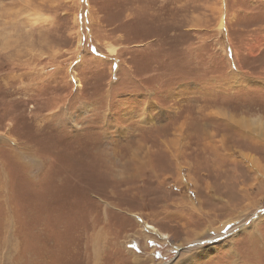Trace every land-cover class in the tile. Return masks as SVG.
<instances>
[{
  "label": "rangeland",
  "instance_id": "obj_1",
  "mask_svg": "<svg viewBox=\"0 0 264 264\" xmlns=\"http://www.w3.org/2000/svg\"><path fill=\"white\" fill-rule=\"evenodd\" d=\"M254 166L264 170V0H0V264H131L130 251L146 264H264ZM254 180L262 190L241 205L259 204L225 231L233 243L186 260L195 232L178 225L219 226L229 211L214 207ZM196 183L208 216L195 227L175 203ZM148 227L179 248L145 243Z\"/></svg>",
  "mask_w": 264,
  "mask_h": 264
},
{
  "label": "bare ground",
  "instance_id": "obj_2",
  "mask_svg": "<svg viewBox=\"0 0 264 264\" xmlns=\"http://www.w3.org/2000/svg\"><path fill=\"white\" fill-rule=\"evenodd\" d=\"M110 52L112 53L113 52V50H110ZM254 120V119H253ZM259 121L258 120H255V121H251L250 123H251V126L249 125V128L247 127V128H245L246 126H243V123H242V128L244 129L245 128V130L246 129H249L250 131H253V132H256L257 133V137H258V134L259 133H261L262 134V130H261V127L257 124ZM201 123V122H200ZM249 123V122H248ZM189 124V123H188ZM193 124V123H192ZM192 124H191V126H192ZM188 127V126H187ZM199 127V126H198ZM200 129V128H199ZM198 129V130H199ZM206 129H207V127H206ZM193 130H195V129H193ZM197 130V129H196ZM180 137V136H179ZM178 138V137H177ZM165 140V139H164ZM168 140V139H167ZM166 140V141H167ZM177 140V139H176ZM176 140H175V142H176ZM253 140V139H252ZM171 141V140H170ZM169 142V141H168ZM174 142V143H175ZM253 142H255V141H253ZM171 144V143H170ZM171 146H173V144L171 145ZM144 148H146V147H144ZM159 148V147H158ZM179 148V147H178ZM142 149V148H141ZM147 149V148H146ZM160 149V148H159ZM169 149V148H168ZM171 149V148H170ZM167 150V149H166ZM248 150H250V149H248ZM170 151V150H169ZM214 153H212L211 154V156L213 155V156H216V157H218V160L219 161H221L222 163H224L225 161H227L229 158H230V156L227 154V153H224V152H217V151H214V150H212ZM172 152H175V153H172ZM179 152L181 153V151L180 150H173V151H171V152H169L168 154L170 155V157L175 161L176 159H177V157H178V154H179ZM150 154H152L151 152H149ZM149 153H147V154H149ZM146 154V155H147ZM154 154V153H153ZM169 155H168V157H169ZM180 155V154H179ZM182 156H183V154H182ZM185 156V155H184ZM238 156H240V155H238ZM243 158V157H242ZM242 158H241V160H242ZM252 158V157H251ZM180 159V158H179ZM213 160H214V158H212ZM234 159V158H233ZM245 161H247V160H251L252 161V159H248V157H245V158H243ZM261 159V158H260ZM178 160V159H177ZM240 160V159H239ZM262 160V159H261ZM180 161V160H179ZM184 161V160H183ZM244 161V162H245ZM144 163H146V161L144 160L143 161ZM182 162V161H181ZM240 162V161H239ZM242 162V161H241ZM175 163H177V166L179 167V162H176L175 161ZM250 163V162H249ZM216 164V163H215ZM260 164V163H259ZM198 165V164H197ZM248 166H249V169H250V167H251V165L250 164H247ZM255 165H256V163H255ZM184 166V165H183ZM201 166V165H200ZM217 166V165H216ZM260 166V165H259ZM3 167V166H2ZM177 167V168H178ZM187 167V166H186ZM243 167V166H242ZM247 167V166H246ZM211 168H212V166H211ZM218 168L219 169H221L220 168V166H218ZM232 168H234V167H232ZM263 168V167H262ZM262 168H259L258 166H254V167H252V169H254L255 171H256V175H257V177L258 176H260V175H263L264 176V170H262ZM6 169V168H5ZM242 169V168H241ZM251 169V170H252ZM244 170V169H243ZM250 170V171H251ZM2 171H3V169H2ZM213 171V170H212ZM221 171V170H220ZM253 171V170H252ZM251 171V172H252ZM5 172V171H4ZM243 172V171H242ZM245 172V171H244ZM177 173V172H176ZM224 173H225V171H224ZM254 173V172H253ZM3 174V173H2ZM202 174V173H201ZM200 174V175H201ZM229 174V173H228ZM233 174V173H232ZM181 176H182V173L180 174ZM185 175V174H184ZM217 175V174H216ZM237 175V174H236ZM242 175H243V173H242ZM248 175V174H247ZM152 176V175H151ZM155 176V175H154ZM177 176V175H176ZM186 176H187V179L189 180L190 178H191V175L190 174H186ZM210 176V175H209ZM224 176H227V175H224ZM232 176V175H231ZM246 176V175H245ZM253 176H255V175H253ZM252 176V177H253ZM156 177V176H155ZM154 177V178H155ZM214 177V176H213ZM234 177V176H233ZM233 177H230V178H233ZM250 177V176H249ZM185 178V177H184ZM211 178V177H210ZM221 178V177H220ZM229 178V177H228ZM238 178V177H237ZM241 178H243V176L241 177ZM240 178V179H241ZM245 178V177H244ZM255 178V177H254ZM178 179H179V177H178ZM176 180L177 181V185H180V181L179 180ZM212 179V178H211ZM217 179V178H216ZM235 180V179H234ZM234 180L232 181V182H234ZM262 180V179H261ZM194 181V180H193ZM199 181H201V180H199ZM227 181V180H226ZM237 181V180H236ZM245 181V180H244ZM248 181H249V179H248ZM186 182H188V181H186ZM190 182V181H189ZM192 182V181H191ZM195 182V181H194ZM228 182H230V181H228ZM242 182V181H241ZM254 183H255V180L253 181ZM262 182L263 181H261V182H256L259 186H258V188H256V186L255 187H253V188H251V189H255L256 191L255 192H253V190H252V192H246V190L242 187V188H240V191H238L236 194H234L233 192H231V193H233V195L231 196V198L230 199H232V205H231V203L229 204V201H228V204H227V202L224 200V204L222 205V206H216V208L214 207V209H215V211H218L219 213H223V212H225V210H228L229 211V213H227V217H230V218H228L226 221H224L223 223H221V224H219V226L217 225V227H212L211 226V223H209L208 225H203L201 228H200V230H195V229H188V227H187V223H183V224H180V225H178L180 228H181V231L183 232V233H187V230H191V231H194L195 233H194V235H193V239L192 240H190V239H188V238H185L182 242H184V244H185V241H191V243H193L192 245V247L191 248H189L187 251H191V252H193V253H191L190 255H189V257L188 258H186V260L188 259V261L189 262H191V260L193 259V260H195V259H201V260H205V259H207V258H211V256H213L214 254H216V252H217V249L218 248H215L214 246H212L213 244H218V247H223V248H226V247H228V246H230L232 243H233V239L236 237V236H238L237 234H233V235H231L230 236V238H229V236L227 237V238H225L226 237V235L224 234L225 233V231L226 230H228V229H232V228H234V227H236L237 225H239V224H241V222H243L245 219H244V217L246 216V215H244L243 214V212H245V211H247L250 207H252V206H257L259 203H258V201H252V202H250V203H248V204H246V206H245V204L242 206L241 205V203L243 202V201H245V200H250L251 198H254V197H252L253 196V194H259V188L261 187V186H263L262 185ZM3 183V182H2ZM6 183V182H5ZM4 183V184H5ZM235 183V182H234ZM239 183V182H238ZM255 183V184H256ZM193 184V183H192ZM229 184V183H228ZM1 185H3V184H1ZM196 186H192V189H189V187L187 188V192H184V196H181L180 198H179V200L175 203V205L176 206H178V207H180L181 208V210L182 211H184V212H186L187 213V216L190 218V217H192L194 220H192V221H189L188 223H190V222H192L194 225H195V227L196 226H198L200 223V221H202V219H204V218H206L208 215H207V212L206 211H204L203 209H202V207H200L198 204H197V201H199V199H200V196H199V194H196V193H198V190H199V185H198V183H196L195 184ZM205 185H207L208 186V184H206L205 183ZM225 185V184H224ZM235 185V184H234ZM253 185V184H252ZM206 186V187H207ZM227 186V185H226ZM225 186V187H226ZM3 187V186H2ZM224 187V188H225ZM230 187V186H229ZM235 187H237L236 185H235ZM247 187V186H246ZM5 188V187H4ZM6 189V188H5ZM182 189H183V187H182ZM173 190V189H172ZM178 191H181V190H179V189H177ZM206 190H207V196L206 197H208V198H210L211 199V197H212V194H213V190H212V188L210 187H207L206 188ZM226 190V189H225ZM260 190H262L261 188H260ZM264 190V189H263ZM239 192H240V194H239ZM230 192H228V194H229ZM263 194V193H262ZM177 195V194H176ZM1 196V195H0ZM227 196V195H226ZM260 196V195H259ZM264 196V195H263ZM226 198V197H225ZM228 198V197H227ZM256 198V197H255ZM228 200V199H227ZM175 202V201H174ZM246 202V201H245ZM263 203V202H262ZM171 204V203H170ZM196 204H197V206H196ZM242 206L240 209H242L240 212H238L234 207H236V206ZM245 206V207H244ZM212 209H213V207H212ZM253 209H254V207H253ZM251 210V209H250ZM214 211V212H215ZM177 212V211H176ZM179 213V212H178ZM225 214H226V212H225ZM135 215V214H134ZM186 215V214H185ZM180 216H182L181 214H180ZM212 216V215H211ZM218 216V215H217ZM222 216H224V215H222ZM219 217H220V215H219ZM257 217V216H256ZM264 218V217H263ZM181 219V218H180ZM257 219V218H256ZM170 220H172V219H170ZM225 220V219H224ZM246 220H247V218H246ZM246 220H245V222H246ZM186 221V220H185ZM208 221V220H207ZM210 221H212L213 222V220H210ZM182 222H183V220H182ZM191 223V224H192ZM205 223V222H204ZM261 225V224H260ZM251 226V225H250ZM252 227V226H251ZM257 227H260V226H257ZM256 227V228H257ZM243 227H241V229H242ZM255 228V227H254ZM154 229L155 230H153L152 228H150V227H148V228H146V230H145V232L144 231H139V233L138 234H140V237H142L143 239H145V243H147L148 242V240L151 238L152 239V237H151V235H155L154 236V240L155 241H157V238H156V236L157 237H159V241L160 240H164V241H168V243H170L172 240L170 239V237L171 236H169L167 233H165V232H162L160 229H158V228H156V227H154ZM246 229V228H245ZM254 230V232L256 231L255 229H253ZM262 230V229H261ZM263 230H264V228H263ZM246 231V230H245ZM211 232H213V233H215L213 236H210L209 235V233H211ZM222 232H223V234H222ZM249 232V231H248ZM254 232L252 233V234H250V236H252V237H256L255 236V234H254ZM264 232V231H263ZM133 233V232H132ZM151 234V235H150ZM231 234V233H230ZM243 234V233H242ZM249 234V233H248ZM134 235V234H133ZM259 235V234H258ZM244 236V235H243ZM138 237V236H137ZM181 237H183V236H181ZM185 237V236H184ZM218 237H222V242H219V243H216L217 241H216V238H218ZM262 237V238H261ZM261 237H259L258 236V238H257V240H259L260 241V238H261V240L262 241H264V237L263 236H261ZM135 238V237H134ZM141 238V239H142ZM174 238V237H173ZM239 238V237H238ZM89 239V238H88ZM226 239V240H225ZM240 239V238H239ZM110 240V239H109ZM133 240H135V239H133ZM177 240V239H176ZM116 241V240H115ZM164 241H161V243H163ZM180 241V240H179ZM216 241V242H215ZM239 241V240H238ZM242 241V240H241ZM244 241H246V240H244ZM109 242V241H108ZM112 242V241H111ZM134 242H136V241H134ZM237 242V241H236ZM139 243V242H138ZM173 245H174V247H176L177 246V248H179L178 246H180L179 244H177V243H174V242H171ZM257 243V242H256ZM107 244V243H106ZM110 244V243H109ZM156 244H158V243H156ZM246 244V243H245ZM258 244V243H257ZM263 246H264V242L263 243H261ZM111 245V244H110ZM259 245V244H258ZM142 246V245H141ZM233 246V245H232ZM255 246H256V244H255ZM260 246V245H259ZM88 247H89V245H88ZM117 247V246H116ZM147 247V246H146ZM149 247V246H148ZM246 247V246H245ZM249 247V246H248ZM258 247V246H257ZM256 247V248H257ZM119 248V247H118ZM262 248V247H261ZM142 249V248H141ZM232 249H233V247H232ZM246 249H248V248H246ZM87 250V249H86ZM258 250V249H257ZM262 250V249H261ZM112 251V250H111ZM143 251V250H142ZM146 251V250H145ZM144 251V252H145ZM224 251H226V250H224ZM253 251H255V250H253ZM88 252V251H87ZM121 252V251H120ZM232 252V251H231ZM244 252V251H243ZM249 252V251H248ZM262 252V251H261ZM129 254V253H128ZM134 254V253H133ZM133 254L131 253V251H130V255H128L129 257H132V263L131 264H143V263H145L146 261L144 260V261H142L141 262V260L140 259H138L137 257H135V256H133ZM255 254V253H254ZM260 254V253H259ZM86 255H87V253H86ZM118 255H120V254H118ZM145 255V254H144ZM180 255V254H179ZM223 255V254H222ZM256 255H258V254H256ZM262 255V254H261ZM117 256V255H116ZM125 256V255H124ZM123 256V257H124ZM152 256V255H151ZM184 256V255H183ZM223 256H225V255H223ZM260 256V255H259ZM120 257H122V256H120ZM126 257V256H125ZM140 257H141V255H140ZM150 257V256H149ZM219 257V256H218ZM237 257V256H236ZM242 257V256H241ZM245 257V256H244ZM255 257V256H254ZM263 257V256H262ZM180 258V257H179ZM213 258V257H212ZM217 258V257H216ZM257 258V257H256ZM153 259V258H152ZM221 259V258H220ZM237 259V258H236ZM120 260V259H119ZM151 260V259H150ZM149 260V261H150ZM181 260V259H180ZM185 260V259H184ZM212 260H214V259H212ZM117 260H115V262H116ZM131 261V260H130ZM148 261V262H149ZM151 261H153V260H151ZM216 261V260H215ZM249 261V260H248ZM141 262V263H140ZM179 262V261H178ZM182 262V261H181ZM212 261H210V263H211ZM252 262V261H251ZM125 263V262H124ZM151 263H153V262H151ZM182 263H184V261L182 262ZM209 263V262H208ZM254 263H256L255 261H254ZM146 264V263H145ZM153 264H156V263H153ZM177 264V263H176ZM180 264V263H179ZM188 264V263H187ZM192 264V263H191ZM204 264H205V262H204ZM235 264H238V263H235Z\"/></svg>",
  "mask_w": 264,
  "mask_h": 264
}]
</instances>
